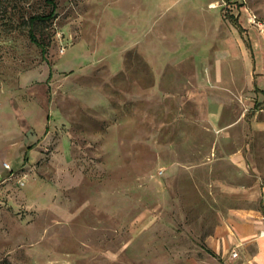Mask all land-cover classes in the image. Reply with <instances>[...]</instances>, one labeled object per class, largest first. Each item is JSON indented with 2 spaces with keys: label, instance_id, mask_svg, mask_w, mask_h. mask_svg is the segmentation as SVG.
Instances as JSON below:
<instances>
[{
  "label": "rangeland",
  "instance_id": "374dc122",
  "mask_svg": "<svg viewBox=\"0 0 264 264\" xmlns=\"http://www.w3.org/2000/svg\"><path fill=\"white\" fill-rule=\"evenodd\" d=\"M54 1L0 0V264H254L264 0Z\"/></svg>",
  "mask_w": 264,
  "mask_h": 264
},
{
  "label": "crops",
  "instance_id": "0c3cea01",
  "mask_svg": "<svg viewBox=\"0 0 264 264\" xmlns=\"http://www.w3.org/2000/svg\"><path fill=\"white\" fill-rule=\"evenodd\" d=\"M255 14V13H254ZM256 15V14H255ZM252 45L250 48L252 58V74L254 77V113L256 106L264 107V28L260 29L254 23L251 32ZM261 215L264 216V202L261 205ZM254 264H264V218L254 224ZM231 257V255H229ZM232 258V257H231Z\"/></svg>",
  "mask_w": 264,
  "mask_h": 264
},
{
  "label": "trees",
  "instance_id": "16d2710c",
  "mask_svg": "<svg viewBox=\"0 0 264 264\" xmlns=\"http://www.w3.org/2000/svg\"><path fill=\"white\" fill-rule=\"evenodd\" d=\"M46 2L51 5V8H52L51 11L48 14H46V15L37 14V15L31 16L30 17V23H33L36 20L37 21L47 20V19H50L53 16V12H54V8H55V1L54 0H46ZM29 33H30L31 39L33 41H35L37 43V45H39L41 47L42 51H45L44 45L41 43V41L36 39V37H35V35H34V33H33V31L31 29L29 30Z\"/></svg>",
  "mask_w": 264,
  "mask_h": 264
},
{
  "label": "built area",
  "instance_id": "2783aa9c",
  "mask_svg": "<svg viewBox=\"0 0 264 264\" xmlns=\"http://www.w3.org/2000/svg\"><path fill=\"white\" fill-rule=\"evenodd\" d=\"M257 15H252V16H250L249 17V20L251 21V22H254V23H256V24H260L258 21H257ZM261 111H264V107H262L261 108ZM231 257L232 258H235V257H237V252L235 251V250H233L232 252H231Z\"/></svg>",
  "mask_w": 264,
  "mask_h": 264
}]
</instances>
